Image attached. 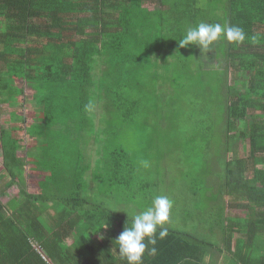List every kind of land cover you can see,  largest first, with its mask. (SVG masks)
Masks as SVG:
<instances>
[{
  "label": "trees",
  "instance_id": "obj_1",
  "mask_svg": "<svg viewBox=\"0 0 264 264\" xmlns=\"http://www.w3.org/2000/svg\"><path fill=\"white\" fill-rule=\"evenodd\" d=\"M200 23L236 26L245 38L230 42L222 34L207 52L180 47ZM190 60H208L201 70L213 66L224 76L216 97L220 128L205 123L212 114L204 108L193 116V131H221L226 168L212 190L204 191L206 181L186 184V229L164 226L160 237L158 228L148 245L156 251L146 249L143 264H220L218 256L227 264L230 253L231 264H264V0H0V104L8 107L0 125V183L8 177L6 189L25 181L23 134L37 143L26 161L47 174L36 196L10 198L0 190V264H127L115 239L133 215L109 207L102 194L118 195L130 213L144 211L139 198L151 181L131 173L121 134L187 131L176 106L182 92L192 94L183 75ZM28 103L38 105L39 123L26 126ZM195 136L189 134L201 138ZM238 139L247 145L244 156L232 147ZM53 148L62 159L49 172ZM231 179L239 185L231 207L246 212L223 219L224 202L214 210L205 200L225 198L218 193ZM93 184L91 196L86 189Z\"/></svg>",
  "mask_w": 264,
  "mask_h": 264
},
{
  "label": "rangeland",
  "instance_id": "obj_2",
  "mask_svg": "<svg viewBox=\"0 0 264 264\" xmlns=\"http://www.w3.org/2000/svg\"><path fill=\"white\" fill-rule=\"evenodd\" d=\"M204 61L198 63L196 60H190L189 65L184 69V82L187 83L186 85L192 94L182 92L181 100L177 101L178 106L176 107H180L183 111L181 116L180 112L177 115L179 116L178 119L181 121L182 127L186 128V132L171 130L168 132L167 136V133L165 134L162 131L151 133L150 135L149 133L145 134L146 132L141 130L135 132L124 131L121 134L119 142L121 147L131 155L129 161V168L132 169L131 173L134 174L136 170V172H138L136 174L141 176L143 181H151L149 185L152 187L147 188L148 193H142L139 198L140 206L146 210L148 207H151V205L146 206L142 204V202L145 200H154L155 196H166L171 201V204H173V202H175V204L172 218L169 217L168 222H166L164 226L175 227L181 230L186 229V226L183 225L182 219L180 218L183 215V206L186 203L188 194L191 192V186L187 187L186 184L194 181H201L203 183L206 181L207 185L204 191L212 190L213 185H211V182L216 181V179H221L226 168L225 149L227 148V140L221 131H193L195 129V126H193V116L200 115L204 108L205 111L209 108L212 114L211 120L209 119V121H207L205 119V123L207 124L214 121L218 128H220L221 125L217 122L220 118L216 112V97L219 95L217 93L222 91L221 81L224 79V76L215 74L212 70L213 66L219 64V59L215 60V64H212V68H206L207 70L203 72L199 65L201 64L203 68H205V66L208 67L210 63L208 60ZM199 70H201L202 73H197ZM171 73L172 71L168 73V78L172 76ZM199 84H201V87ZM173 91H170L172 96L174 95ZM25 93L27 96L26 98L30 99L32 91L29 90L27 86L25 87ZM213 104H215V108ZM0 106H3L0 112V125H3V122L6 121L8 117V107L2 104H0ZM37 107L38 105L30 103L24 104V110L22 111L24 113L22 114L25 122H22V125L26 123V126H28L35 121L39 123V121H37ZM16 124L18 126V122ZM11 126L15 125L11 124ZM171 132H173L172 135L170 134ZM189 134L201 138L191 139L189 138ZM30 141L31 138L23 134V147L18 151V156L22 162L21 168L23 171L22 174L25 175V181L23 183L11 185L6 189H4L3 186L9 181V178L3 179L0 183V190H4V194L10 198L18 196L20 192L36 196L40 184H42V181L47 176L43 167L33 165L26 161V151L31 147L35 148L37 144L31 143ZM232 147L234 150L238 151L241 156H244V149L242 148L247 147V145L243 144L241 140L238 139L234 142ZM55 151H58V149L53 148V155L51 153L49 154L52 156V159L48 161L47 171L49 172H54L56 160L62 159L60 156H55ZM96 158L98 159V157ZM63 160L68 162L66 157L63 158ZM1 166L2 155L0 151V167ZM97 167L101 169L100 165H97ZM92 173L99 176L96 171ZM102 181L103 177L100 179V182ZM196 189L202 191L200 187H196ZM86 191L90 192L91 196L96 194V184L91 186L88 185ZM107 193L108 194H102V196L106 198L109 207H115L117 211L134 215V213L129 212L132 208L129 205L126 206L124 200L118 201V195L115 198V195H109V192ZM222 193L223 192L218 193V195ZM119 205L122 206L120 207ZM136 212L135 214H139L142 211L136 210Z\"/></svg>",
  "mask_w": 264,
  "mask_h": 264
},
{
  "label": "clouds",
  "instance_id": "obj_3",
  "mask_svg": "<svg viewBox=\"0 0 264 264\" xmlns=\"http://www.w3.org/2000/svg\"><path fill=\"white\" fill-rule=\"evenodd\" d=\"M222 34L230 42L239 43L245 38L243 29L239 27L200 23L186 31L179 46L196 45L200 50L207 52L213 42L217 41ZM171 207V201L166 196H157L151 207L133 215L131 226L124 227L115 239L118 255L122 260H126L127 264H143L142 257L146 249L152 254L155 253L156 249L154 247L149 249L148 245L156 243L158 228L160 237L167 235L164 225L169 220ZM107 227L108 224L105 222L101 228Z\"/></svg>",
  "mask_w": 264,
  "mask_h": 264
},
{
  "label": "crops",
  "instance_id": "obj_4",
  "mask_svg": "<svg viewBox=\"0 0 264 264\" xmlns=\"http://www.w3.org/2000/svg\"><path fill=\"white\" fill-rule=\"evenodd\" d=\"M233 181H235V180H233V179H231V180H226V182H225V188H224V190H223V193H224V197L225 198H222V197H218V199H217V197H214V196H211V197H209V199H206L205 201L206 202H208V204H209V206H208V208L207 209H214L215 210V208L217 207V205L219 204V203H222V202H224L223 203V205H222V207H223V209H224V211H226L225 212V214H224V218L223 219H226V218H228V217H230V216H234L237 212H239L240 211V208L239 207H231L232 206V204H234V202L236 201V199H234V198H232L231 197V193H235V195H236V192H238V188H239V185H237V186H235L234 184V182ZM236 182V181H235ZM211 185H215V181H213V182H211ZM189 186H190V184H189ZM208 198V197H207ZM211 198H213V199H211ZM213 207H212V206ZM219 206V205H218ZM230 208H232V210H234L233 212H231V213H229V209ZM246 212V210H244V211H240L239 213H240V216L241 215H244V213ZM239 216V217H240ZM238 217V218H239ZM222 219V220H223ZM234 223H236V224H238V225H240V223H239V221H238V223L235 221ZM226 224V223H225ZM223 228H225V226H223V227H221V228H219V231H222L223 230ZM234 239H236V237H238V235H233L232 236ZM231 249H233L234 250V245L232 246V248ZM230 253V252H229ZM231 254V253H230ZM230 254H226V257H227V264H231V261H232V257H231V255ZM224 256H218V260H219V263L220 264H223V262L222 261H224V258H223Z\"/></svg>",
  "mask_w": 264,
  "mask_h": 264
}]
</instances>
